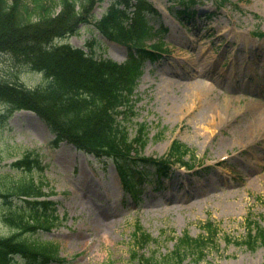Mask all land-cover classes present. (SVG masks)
Instances as JSON below:
<instances>
[{"label": "rangeland", "instance_id": "374dc122", "mask_svg": "<svg viewBox=\"0 0 264 264\" xmlns=\"http://www.w3.org/2000/svg\"><path fill=\"white\" fill-rule=\"evenodd\" d=\"M110 1L94 7L96 17ZM147 1L158 15L145 42H162L163 49L143 64L129 136L142 128L143 153L156 157L177 139L189 149L182 161L191 166L170 160L172 176L156 190L141 185L134 204L110 162L69 143L47 146L52 135L46 125L21 110L0 120V193L31 179L42 183L45 199L58 202L60 220L37 234L55 239L68 264H136L138 225L156 239L142 252L157 264H175V246L185 234L204 240L205 253L195 262L193 247L181 264H264V246L251 250L238 243L249 228L264 226V120L255 134L245 130L251 114L259 110L264 117V0H193L186 9L196 11L180 17L174 15L184 6L178 0ZM79 27L57 41L82 47L91 41L96 57L125 60L126 46L102 36L93 22ZM0 80L30 87L45 83L42 73L1 52ZM199 84L208 90L196 98ZM4 111L0 104V114ZM32 148L38 149L43 169L8 166ZM14 201L0 198V235L14 229L4 218ZM208 221L217 227L213 240Z\"/></svg>", "mask_w": 264, "mask_h": 264}, {"label": "trees", "instance_id": "16d2710c", "mask_svg": "<svg viewBox=\"0 0 264 264\" xmlns=\"http://www.w3.org/2000/svg\"><path fill=\"white\" fill-rule=\"evenodd\" d=\"M96 1L0 0V52L40 71L45 77V84L36 88L0 80V104L5 107L0 120L7 119L16 110L32 111L52 135L49 146L69 143L103 163L112 162L123 189L134 195L142 182L158 187L162 177L170 172V160L184 162L182 157L189 149L174 140L165 157L141 156L146 141L144 135L130 138L125 126L134 114L131 94L142 63L154 60L160 49L144 42L149 32L147 23L155 13L146 0H114L102 16L95 19V27L104 37L128 48L125 63L96 58L90 42L86 44L88 51L69 43L54 42L56 38L74 33L80 23L95 18L92 8ZM129 7L133 10L129 11ZM188 12L178 9L175 15ZM8 166L16 170L43 168L40 155L34 149L27 150ZM41 182L48 184L45 178ZM46 194L42 183L33 180L20 182L11 191L0 193L5 203L18 200L22 204L14 201L13 208L5 213V221L14 229L0 235V264L14 260L22 264L68 263L65 257L59 256V243L55 239H44L37 234L49 231L60 220L57 201L38 199ZM209 226L208 230L214 231L213 240L216 229ZM135 239L143 245L154 241L145 232L135 235ZM204 243L185 234L175 246V264H181L192 254L193 247L197 249L195 262L202 260ZM238 243L252 250L258 245L264 246V226L257 224L249 228ZM132 256L136 264L158 262L137 250Z\"/></svg>", "mask_w": 264, "mask_h": 264}, {"label": "bare ground", "instance_id": "6f19581e", "mask_svg": "<svg viewBox=\"0 0 264 264\" xmlns=\"http://www.w3.org/2000/svg\"><path fill=\"white\" fill-rule=\"evenodd\" d=\"M199 87L196 90V98L198 97H203V94L205 95V92L208 90L207 86L205 84H199ZM259 110H257L256 112H254L255 114H251V116H253V120H251V123L249 125L246 126L245 130L251 134H255L257 131H260L262 127H260L261 122H263L264 117L262 116V112H258ZM218 111H216L217 113ZM213 116V117H212ZM211 118L212 121L209 120L208 124L212 125L213 120H215L214 118H216L215 114H212Z\"/></svg>", "mask_w": 264, "mask_h": 264}]
</instances>
